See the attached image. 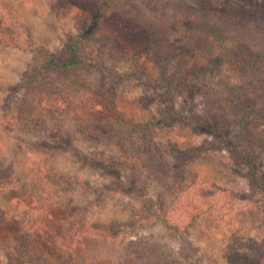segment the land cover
<instances>
[{
	"label": "rangeland",
	"instance_id": "1",
	"mask_svg": "<svg viewBox=\"0 0 264 264\" xmlns=\"http://www.w3.org/2000/svg\"><path fill=\"white\" fill-rule=\"evenodd\" d=\"M247 1L257 0H214V4L226 9L236 4L245 7ZM98 3L107 12L136 4L158 23L180 31L158 12L148 11L144 0H98ZM0 7L18 41L17 45H0V264H8L16 244V227L5 222L13 218L23 222L30 236L24 264H58L55 255L44 248L45 241L51 240L50 232L62 234L70 230L74 220L84 221L92 233L85 240L84 256L78 264H94L97 259L113 264H230L224 257L226 245L251 257L260 254L259 248L264 246V201L257 200L264 194L251 192L245 179L246 167L232 160L224 144L236 146L240 153L255 154L257 175L264 173L261 76L249 79L247 84L243 102L254 111L256 121L243 145L237 146L239 127L234 102L236 93L245 86L241 73L219 58H191L183 51L169 50L173 56L169 72L174 82L170 110L164 102L163 112L174 113L177 118L197 114L217 128L218 133L193 132L177 122L152 134L150 139L159 146L173 144L186 149L214 143L219 149L190 161L184 179L164 184L153 166L143 164L148 155L126 153L102 138L93 142L82 137L94 131L104 134L101 129L105 123L114 125L111 117L114 112L140 121L151 114L160 116L162 111L156 107L159 104H152L151 100L162 91V77L152 56L146 51L119 50L115 42L109 43L107 39L105 54L97 62L104 67L101 71L42 70L32 74L28 67L33 56L60 49L65 34L75 35L81 27L82 14L68 11L65 0H0ZM235 15L251 27L264 28L262 13ZM97 35V44L91 50L87 48L90 60L95 63L97 46H101L105 31ZM25 40L33 42L37 49L27 48ZM126 74L149 84H136ZM144 85L152 90L146 91ZM144 92L151 103H141ZM144 104L149 105V110ZM55 115L64 129L73 134V147L82 155L104 151L106 157L126 158L125 170L138 165L134 172H127L147 178V196L152 201L157 202L163 196L167 209L172 203L185 209L188 202L195 208L201 200L204 207H212V215L200 214L193 226L176 236L168 234L162 224L124 236L119 234L124 232V223L135 218L136 201L114 196L97 202L92 193L68 190L66 187L74 178H79L80 184L98 187L110 184V178L100 168L75 163L70 153L41 160L34 155L33 142L44 137L39 124L45 120L47 127L52 128L56 122L51 118ZM54 174L62 175V180L56 181ZM262 186L264 189V177ZM195 212L198 213L197 209ZM70 215L73 219L67 224ZM260 256L264 264V254Z\"/></svg>",
	"mask_w": 264,
	"mask_h": 264
},
{
	"label": "trees",
	"instance_id": "2",
	"mask_svg": "<svg viewBox=\"0 0 264 264\" xmlns=\"http://www.w3.org/2000/svg\"><path fill=\"white\" fill-rule=\"evenodd\" d=\"M65 2L68 5V11H78L82 14L84 19H81L82 25L75 35L65 34L63 45L57 51H43L39 55H34L28 67L32 74H37L42 70L47 72L101 71L104 67L97 65V62L105 54L103 49L108 44L105 45L104 42L108 39L109 43L115 42L116 48L119 50L131 49L132 51L148 52L162 77V91L155 93L154 99L151 100L152 104H159V106H155L162 111L160 116L151 114L149 118L140 121L129 118L122 112H114L111 116L114 125L111 124L112 122L105 123L101 129L104 134L97 131L88 132L82 136L84 139H91L95 142L102 138L108 143L109 141L114 143L126 153L133 151L135 154L139 153L141 157L148 155L146 161L142 160L143 164L153 166L154 171L159 173V179L164 184L178 178L184 179L190 161L219 149L214 143L186 149H180L173 144L159 146L150 139L152 134L172 127L177 122L180 125H186L193 132H208L210 135L218 133L217 128L209 126L206 119L197 114L191 113L190 116L177 118L174 113L170 115L167 113L168 111L163 112L162 103L165 102V106L169 110L171 107V91L174 81L169 72L173 57L169 54V50L173 49L174 52L183 51L191 58L200 56L206 59L219 58L222 63L228 61L241 73L245 86L236 93L234 111L239 127L235 144L243 145L256 121L254 111L246 107L243 102L247 84L249 79L261 76V83L264 87V28L249 26L237 18L235 13L249 15L252 12H257L264 14V0H257L255 3L247 1L245 7L236 4V7L226 9H219L214 4V0H144L148 11L158 12L165 20L171 21L175 27L179 28V32H175L168 25L158 23L149 16L145 8L136 4L123 5L107 12L100 6L98 0H65ZM7 21L9 22L0 7V45H17V38L10 32ZM99 31H105V40H101V46H97L98 56L94 57L97 60L95 63L90 60L91 55L89 51L87 52V48L91 50L97 44L99 38L97 32ZM25 41L27 48L33 51L37 49L33 42ZM124 76L136 80L130 74ZM136 84L149 83L136 80ZM144 87L146 91L152 90L149 85H144ZM147 97L149 95L144 92L143 98L146 99V102L142 98L141 103H151L147 101ZM144 107L149 110L148 104H144ZM57 117L58 115H55L51 118L54 123L56 122L52 128L47 127L45 120L39 124V132H42L44 137L33 142L34 155L41 160L45 156L54 157L70 153L75 163L81 166L100 168L110 178V184L100 187L85 182L80 184L79 178H74V181L69 183L70 186L66 187L68 190L79 189L81 191L79 194L92 193L96 196L97 202L114 196H123L136 201L138 207L135 210V218L124 223V232L119 234L124 236V234L162 224L168 230V234L176 236L193 226L200 214L212 215V207H204V204L200 203L201 200H196L198 202L195 204V208H192V202H188V208L185 209L176 208L175 203L170 204L167 209L163 196L157 202L152 201L147 196V178L136 175V173L130 175L127 172H134L138 165L128 166L125 170L123 167L127 164L126 158L122 160L121 158L115 159L113 156L106 157L104 151H96L89 156L82 155L73 147L75 142L73 134L71 135L64 129ZM224 145L232 160L246 167L245 179L251 192L263 195L264 173L257 175L255 154L240 153L236 146L228 142H225ZM54 176L56 181L63 178L62 175L54 174ZM257 201H264V196ZM196 209L198 213L195 212ZM72 219V215L68 216L67 224ZM5 222H12L16 227L14 229L16 244L8 264H24L25 253L30 246L29 232L23 226V222H19L17 218ZM50 233L51 240L45 241L44 248L55 255L58 264H78L79 259L84 256L82 250L85 247V240L92 236L90 228L86 227L85 222L81 220L77 222L74 220L72 228L62 234ZM259 251L263 255L264 246L259 248ZM260 254L251 257L247 252L240 251L231 245L224 247V257L230 264H263ZM31 261L30 259L29 262ZM106 261L97 259L94 264H113V262Z\"/></svg>",
	"mask_w": 264,
	"mask_h": 264
}]
</instances>
